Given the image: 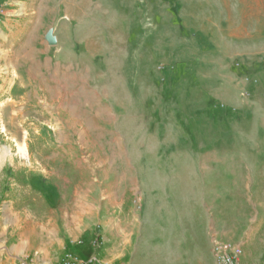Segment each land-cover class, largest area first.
I'll use <instances>...</instances> for the list:
<instances>
[{
    "label": "rangeland",
    "instance_id": "rangeland-1",
    "mask_svg": "<svg viewBox=\"0 0 264 264\" xmlns=\"http://www.w3.org/2000/svg\"><path fill=\"white\" fill-rule=\"evenodd\" d=\"M202 31L205 0H0L3 199L42 214L50 195L61 213L90 193L100 216L128 224L129 243L144 239L147 264L161 231L202 218L203 264H219L217 243L263 263L264 76L245 91L236 74L264 62L205 68ZM203 180L205 203H189Z\"/></svg>",
    "mask_w": 264,
    "mask_h": 264
},
{
    "label": "crops",
    "instance_id": "crops-1",
    "mask_svg": "<svg viewBox=\"0 0 264 264\" xmlns=\"http://www.w3.org/2000/svg\"><path fill=\"white\" fill-rule=\"evenodd\" d=\"M220 1L205 0V32L198 33L205 34V68L212 59L227 57L264 62V11L254 12L246 5L230 6ZM244 68V72L239 71L236 75L243 80V90L248 91L252 83L258 86L255 75L264 76V64L253 72L247 66ZM219 75L221 81H225L224 73L220 71ZM238 106L243 108V105ZM1 177L7 178L4 186L14 188L17 184L11 176L2 174ZM195 188L200 189L199 195L191 197L188 202L204 204L205 180ZM3 196H8V190H0V264H57L71 253H88V246L96 238L103 242L100 259L114 264H147L143 258L144 239L129 243L128 224H123L122 218L114 217L109 208L106 216H100L99 204L90 193L75 197L72 211L62 210L61 213H58L54 200L51 202L50 195L43 197L46 202L42 214L19 209L16 200L3 199ZM6 203L14 209L15 218L9 219L1 211ZM196 212V215L203 216L202 211ZM201 219H192L168 233L161 231L160 238L155 241L158 260L154 264H203L205 225ZM166 235L168 239H163ZM81 239L86 246L79 245ZM164 245L168 246L165 250Z\"/></svg>",
    "mask_w": 264,
    "mask_h": 264
},
{
    "label": "built area",
    "instance_id": "built-area-1",
    "mask_svg": "<svg viewBox=\"0 0 264 264\" xmlns=\"http://www.w3.org/2000/svg\"><path fill=\"white\" fill-rule=\"evenodd\" d=\"M18 13L23 15V10L16 9L13 15L18 16ZM78 243L83 247L86 246V243L82 239ZM102 246V239L96 238L88 246V253H71L57 264H114L108 260L100 259L99 251ZM215 249L219 264H240L239 257L241 256L242 249L239 246L232 243H217Z\"/></svg>",
    "mask_w": 264,
    "mask_h": 264
},
{
    "label": "trees",
    "instance_id": "trees-1",
    "mask_svg": "<svg viewBox=\"0 0 264 264\" xmlns=\"http://www.w3.org/2000/svg\"><path fill=\"white\" fill-rule=\"evenodd\" d=\"M175 12H177L178 13V9H175ZM166 66H163L162 68H161V70H163V71H165L166 70Z\"/></svg>",
    "mask_w": 264,
    "mask_h": 264
},
{
    "label": "bare ground",
    "instance_id": "bare-ground-1",
    "mask_svg": "<svg viewBox=\"0 0 264 264\" xmlns=\"http://www.w3.org/2000/svg\"><path fill=\"white\" fill-rule=\"evenodd\" d=\"M18 16L22 15L21 13L17 14ZM23 154L26 155V149H23Z\"/></svg>",
    "mask_w": 264,
    "mask_h": 264
}]
</instances>
